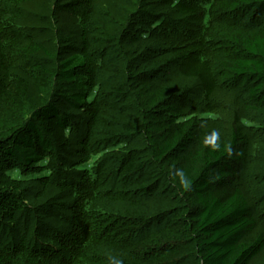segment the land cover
Masks as SVG:
<instances>
[{"label":"trees","instance_id":"obj_1","mask_svg":"<svg viewBox=\"0 0 264 264\" xmlns=\"http://www.w3.org/2000/svg\"><path fill=\"white\" fill-rule=\"evenodd\" d=\"M32 1L0 0V264H251L264 235L233 184L264 151V121L237 112L229 131L211 126L222 85L244 87L245 111L264 115V0H155L170 18L129 0L117 20L98 17L97 0H68L81 37L69 51L27 29ZM40 22L52 33L51 17ZM144 48L169 57L150 67ZM171 62L201 85L200 112L158 82ZM59 195L69 215L32 228L31 197Z\"/></svg>","mask_w":264,"mask_h":264},{"label":"rangeland","instance_id":"obj_2","mask_svg":"<svg viewBox=\"0 0 264 264\" xmlns=\"http://www.w3.org/2000/svg\"><path fill=\"white\" fill-rule=\"evenodd\" d=\"M49 1L50 0H33L32 2H30L28 5H26V7L23 8L24 14L22 16V21L27 25V29L31 32V34L37 37L41 42L45 43L47 47H50V45L51 47H53L56 44L61 45L63 44V42H65V48L70 47L67 51L73 49L72 47L79 49L81 45L80 29L78 26V21L75 18L73 12L69 9H65V5H67L68 0H63L61 2L59 0L57 4H59L60 6L56 7V11L52 12L51 14L46 10V7L50 5ZM96 3L95 14H98V17L104 18V15H107V17L117 20L118 12H121L123 6L129 4L130 2L129 0H97ZM147 5L149 7L148 11L153 10L158 15H167V17H169L172 14L168 5L164 6L155 0H149ZM45 16H49L51 17V20H53V30L52 33L49 34H47L45 26L42 24V22H40L41 17ZM152 45V49L154 48L153 50H156L162 49L166 45L169 46L170 43L156 40L155 43H152ZM62 51L65 50L62 48ZM144 51L146 56L150 60V63H153V59H151V57H153L154 55L155 59L159 58L160 60L164 59L161 57L165 56L163 53H161L163 55H157V51L151 53V49L145 50L144 48ZM219 56H222V54L220 53ZM167 57L165 56V58ZM34 61V63H37V61L45 62L43 58L40 57ZM163 62L166 61L163 60ZM152 63L148 66L151 67ZM171 65L172 66H168L165 68L166 71L164 73L158 75V82L172 84L176 89H182L183 93H181L180 95H183L184 91L187 90L190 93L186 97L187 108L192 107L191 111L200 112L205 106L203 97H201V85L193 79H189L184 76L182 77L178 70L179 67L174 65V62H171ZM108 75L110 76V74ZM218 76H220L219 73ZM226 89L227 88H224V86L222 85L219 89L215 101L213 102L215 111L221 113L219 114L221 120H218L216 124H213L211 126V129L216 132L229 131L230 123L235 116L234 113L237 112H239L242 117L249 118L254 115L258 116L261 121H264V115L259 114V112L251 110L248 114V112L245 111L248 96L246 93L247 91L244 87H240L239 89H232V92ZM240 90L242 92L241 94ZM133 116L135 117V115ZM206 122L207 124L209 123L208 121H202L205 126L207 125ZM208 126H210V124H208ZM258 135L255 133H252L250 135L251 143H258ZM262 144H264V140ZM245 161L246 162L244 163V165H242L241 168L240 178L233 184V188L240 187L242 188L244 193L247 194L252 205L253 215L257 220L258 226L255 232L256 234L261 233L262 235H264V151L260 153L259 149H256V151L254 152L250 150ZM251 170H253L256 174H254V172L252 174ZM39 188L40 186H37L36 184H26L24 190H27V192L30 193L35 192L37 194V192H39ZM156 192L160 193V195L165 196L166 198L175 196V192L173 191L171 186L165 184L157 187ZM61 196L59 195V197H57V199H54L53 201H48V196H44L41 199H34L31 197V201L35 203V207L37 208L36 212H34L31 216L33 221L32 228H34L33 226H35L36 220L41 221V219H43V221L46 222L45 224L56 225L58 224V220L61 214L69 215V212L65 207L67 203L70 204L71 199L67 197L61 198ZM47 205L48 207L45 208L44 206ZM38 211H41V213H37ZM155 226L158 225L155 224L153 227L155 228ZM188 264L193 263L190 261ZM251 264H264V252L255 257Z\"/></svg>","mask_w":264,"mask_h":264},{"label":"clouds","instance_id":"obj_3","mask_svg":"<svg viewBox=\"0 0 264 264\" xmlns=\"http://www.w3.org/2000/svg\"><path fill=\"white\" fill-rule=\"evenodd\" d=\"M183 187L187 188L189 186V183L186 180H182Z\"/></svg>","mask_w":264,"mask_h":264}]
</instances>
